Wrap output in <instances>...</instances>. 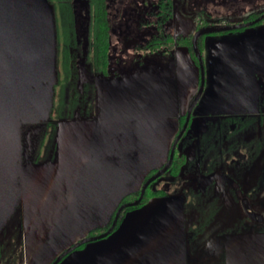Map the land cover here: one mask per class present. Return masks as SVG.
<instances>
[{"label": "rangeland", "instance_id": "1", "mask_svg": "<svg viewBox=\"0 0 264 264\" xmlns=\"http://www.w3.org/2000/svg\"><path fill=\"white\" fill-rule=\"evenodd\" d=\"M72 1L77 2L0 0V219L6 218L5 222L9 221L12 227H16L15 230L10 226L2 229L0 243L7 239L8 245L0 248V264H22L23 260L27 264L26 254H23V259L22 252H19V215L13 210L18 184L22 177L25 182L29 175L27 165L57 164V150L54 149L57 138L52 136V128L48 126L42 140V130L35 126L36 122H47L49 117L66 119L83 116L85 111L71 109L67 105L78 104L79 107L85 104V94H92L87 93L84 82L90 81L95 85V92H99L98 100L96 92V105L102 117H96L101 123L97 131L98 135L102 132L100 143L105 156L110 152L108 145L113 143L125 159H131L129 155L133 153V143L143 131L138 125L140 121L151 123L166 116L176 99L179 101V88L187 80L184 59L197 70L186 48H177L171 50L169 56L165 55L168 56L165 60L164 55L148 58L158 63L159 71H135L136 67L132 69L133 73L115 78L93 77L90 70L80 68L83 59L75 43L77 37L82 43L87 40L86 30H81L80 26L86 17L81 15L86 13L85 7L75 14L79 19V23H75V32ZM172 1L173 16L168 26L173 35L183 37L195 32L194 24L199 13L215 20L222 17L220 21H229L225 22L229 24L230 21L242 20L251 10H264V0ZM83 2L80 1L81 4ZM154 2L106 1L108 21L113 25L111 29L114 32L109 34V57L113 59L116 56L118 64H127L128 57H131V49L122 53L121 34H134L138 40L142 39L139 30L133 28V22H148L151 13L156 10ZM146 5L151 7L149 11H145ZM138 17H141L139 21ZM55 24L59 38H65V43H70L68 56L71 62L67 55V60L63 61L62 54L54 52V55L48 56L50 40L55 39V31L50 28ZM142 31L144 35L152 33L150 29ZM122 41L125 48L132 43L127 38ZM203 45L204 91L192 112L187 132L193 139L184 149L181 144L178 146V153L184 152L187 158L178 174L182 180H175L169 173L158 180L154 188H161L166 193L162 197V208L155 209L149 216V222L136 229L124 244L120 241L112 247V263L105 258L101 264H184V249L189 260L192 254L199 252L197 264H205L208 247H219L222 237L228 236L224 233L252 230L255 224L251 217L263 211L264 23L242 30L205 35ZM178 51H182L181 54ZM111 58L110 71L113 64ZM161 58L162 66L159 65ZM62 105L67 108L62 109ZM238 118H242L239 123L231 120ZM103 160V165L93 168L89 165L83 168L81 177L78 175L73 195L75 200L79 197L83 199L82 194L85 193L86 203L65 209L54 233L57 237L61 236L60 239L70 237L76 226L79 228V224H84V217L102 208L94 207L97 203L94 199L101 196L102 202L107 201V179L119 175L115 165L118 159ZM22 169H25L23 173ZM191 186L195 187L196 196L189 190ZM185 192L186 195H183ZM174 195L184 197L173 199ZM212 197L222 201L220 207L208 202ZM206 211L209 215L204 213ZM196 218L200 219L197 225L194 224ZM210 218L213 221L209 222ZM210 224L211 232H208ZM6 230L14 232L16 238L6 236ZM178 233H182L181 236L178 237ZM192 235L196 239L190 241ZM90 244H85V247ZM79 253V250L71 252L60 264H91L89 260L84 262ZM192 259L194 261V257ZM191 263L189 261L188 264Z\"/></svg>", "mask_w": 264, "mask_h": 264}, {"label": "crops", "instance_id": "2", "mask_svg": "<svg viewBox=\"0 0 264 264\" xmlns=\"http://www.w3.org/2000/svg\"><path fill=\"white\" fill-rule=\"evenodd\" d=\"M178 52L181 54L182 51ZM168 56L162 57H164L165 60ZM160 60L161 63L159 65L162 66V58ZM183 64L185 65L184 69L186 70L187 80L184 82V85H181L179 88V101L176 99L179 106L174 102L169 114L159 119H154L151 123L144 120L140 121L138 125L141 126L143 131L141 133L142 135L133 143L134 150L133 153L129 155L131 159H125L124 155H122L123 153H120L118 147L113 143L108 145L110 147V152L105 156L103 144L100 143V135H102V132L98 135L97 131L98 126L101 125V123L97 121L102 117L100 110L98 114L96 105V101L99 99V92H97V90L96 92L98 94L95 92V85L92 82L90 83V81L84 83L87 88H90V92L87 93L92 94L90 95V99L92 100L89 103L92 105V110L86 108L87 106L85 105H87V101V103L85 102L84 105H81L80 109L85 111V114L81 117L62 118L57 120H51L52 118L49 117V122L41 120L36 122L35 126L40 127V131L42 130V140L46 136L48 126H51L53 131L52 136L54 135L55 138H57V141L54 144V149L57 150L55 156L57 158V164H28L27 167L30 169H28L27 172L29 175L23 185L18 184L16 194L17 199L15 200L13 210L14 213L19 215V252H22V257L23 254H26L25 260L27 261V264H50L56 258V255L63 253L78 241L87 238L88 234L93 229L105 226L109 221L111 214L114 212V205L118 204V200L125 194L140 189L143 177L146 174L148 175L151 171L156 170V168L159 169L162 167L161 165L166 163L169 148L173 141L172 139L177 131V120L186 112L198 90V70L195 71L194 67H192L189 61L185 59ZM159 69L160 67H158V63L149 60L147 64H144L141 67L139 66L135 71L147 70L148 72L154 70L156 72L159 71ZM131 72L133 73L134 71L131 70L129 73ZM153 73L154 72H149V74ZM122 75L125 74H119L115 77ZM92 76L95 77L97 75L92 74ZM98 76H100L101 79L103 77L101 74H98ZM140 76L141 73H139V77ZM111 77H114V75L105 78ZM96 94L98 95L97 100ZM118 155H120V158ZM107 158H117L118 160L115 161V165L117 166V171L119 170V175L117 174L107 179V201L102 202L101 196L99 199H94L97 201V203L94 204V207L98 206L102 208L100 210H95L93 214L84 217V224H79V228L76 226L74 234L70 235V237H63L60 239L61 236H55L54 233L59 226L60 220H62L64 211L66 212L68 209L67 207L78 203H86L85 193L82 194L83 196L81 195L84 197L83 199L80 197L76 199L77 203L75 195H73L74 185L78 175L81 177V172L84 170L83 168L89 165L91 168L103 165L105 163V160L103 159ZM24 171L25 169H22L21 172L23 173ZM106 175L108 176L107 172ZM194 189L195 187L191 186L189 190H191L196 196ZM183 195H186V192L183 193ZM183 195H179L181 197L174 195L173 199H182V197H184ZM208 202L213 206L219 207L222 204V201L219 198L214 197ZM161 203L162 197L158 199L154 198L137 213L130 216L126 215L123 217L118 231L115 234L110 236L109 239L104 242L92 243L88 247L79 249V255L84 257V262L89 260L91 261V264H101L105 258L108 260L110 259V263H112L114 261L112 257L114 256V250L112 247L120 241H122L120 244H124L126 242L125 240L132 236L136 229L141 228L142 225H146L150 220L149 216L152 215L151 213L157 208H162ZM177 203L179 204V200ZM261 205L263 206V211L260 213L256 212V214L251 217V221H253L255 227L253 226V228H251L252 230L242 233H224L228 236L225 238L224 236L222 237L223 242L219 247H208V251L205 252L207 253V261L203 263L264 264V203L261 202ZM246 208L247 204L245 205V209ZM204 213L209 215V211ZM1 214L2 211L0 209V215ZM240 218H242V215ZM5 221L6 218L0 219V237H2L3 228L7 226H10L13 230L16 228L12 227L9 221ZM199 221L200 219L196 218L194 224L197 225ZM210 221H213V218H210L209 222ZM179 226L182 228L181 223ZM210 226L212 225H209L210 229L208 232H211ZM222 231L224 232V230ZM181 234L178 233V237L181 236ZM6 236L11 239L14 237L16 238L14 232L7 230ZM194 239H196V237L192 235L190 241H193ZM7 245L8 240L6 239L0 243V248L4 246L7 247ZM186 252V249H184V252L182 253L184 264H188L189 261L190 263L193 262L191 264H197L196 259L199 258L198 256L200 253L196 252V255L192 254V258L194 257L193 261L192 258L189 260ZM24 258L25 257H23V259ZM42 259H44L43 262ZM23 263L26 264L24 260L22 264Z\"/></svg>", "mask_w": 264, "mask_h": 264}, {"label": "trees", "instance_id": "3", "mask_svg": "<svg viewBox=\"0 0 264 264\" xmlns=\"http://www.w3.org/2000/svg\"><path fill=\"white\" fill-rule=\"evenodd\" d=\"M58 1L62 2V0H54V3H57ZM77 2H73V6H72V18L74 19V25H73V30L76 32V28H75V23H79V19L76 18L75 14L78 11H81V9H84L83 7H85V11L86 13H82L81 15L87 17L84 18V20L81 21V23L83 25L81 26V30H86L85 36L87 38L85 43L80 42L79 38L77 37L76 40V36H75V43L79 46V53L83 59V62L81 63V67L80 68H87L88 70H90V74H101L103 77H109V76H113L116 74H126L129 73L133 68L135 67H141V65L145 64V62L149 61L148 59H145L146 55H152L155 53H162V55H168L169 52H171V50L173 49H177V47H182V48H186V51L188 52L192 63L195 64L197 70H198V63L196 58H195V54L194 51H192V37L193 34H191L189 37H183V36H175L173 35V33L170 31L169 28V23L170 20L172 19L173 16V1L172 0H154L155 2V8L156 10L154 12H152L151 14V19H150V23L148 22L147 25H151L150 26V30L152 31V33H150V37L149 39H147V41H145L142 45L140 44H136L133 47V55L128 58H130V60L128 61V63H121L118 64V58L116 56H114V58L112 59L111 57H109V53H110V42H109V34L114 33L112 31V26L109 21H108V16H107V4L106 1L107 0H84L83 4L80 3L81 0H76ZM137 8V7H136ZM135 9V8H134ZM146 9H148V11L151 9V7H148L146 5ZM139 10V9H138ZM263 12L260 13H251L246 19L242 20L241 22H248L256 19L257 17H259ZM81 16V17H82ZM83 19V18H82ZM141 19V17H138V21ZM219 24L221 26H225L226 24L222 21H220L219 19ZM229 22V21H228ZM241 22H237V23H241ZM99 23V24H98ZM196 24L195 25V32L204 30L206 28H210V27H214V23L212 21H210V19H208L206 16H204L202 13L198 14L196 16ZM232 22H230L229 24L227 23V25H230ZM261 23H264V21H262ZM145 23H143L142 26H144ZM55 31V39H54V48H55V53L57 55V53L60 55L62 54V56H64V58L61 60H67V58L65 57V55H69V44L70 43H65V38L61 39L59 38V35L57 34V28H56V24L54 27H52V31ZM75 35V33H74ZM88 35V37H87ZM123 36L128 35L127 33H123ZM80 42V43H77ZM75 44V45H76ZM203 38H199L197 41V47L198 50L200 51V53L202 54V49H203ZM122 52L125 53L127 48L122 47L121 48ZM111 60L113 61L112 64V69L110 71V65H109V61ZM69 59V56H68ZM70 60V59H69ZM127 61V60H126ZM67 61H64L63 63H65ZM71 62V60H70ZM122 66V69H118L119 66ZM85 67V68H84ZM67 68V67H66ZM70 74V73H68ZM198 76V75H197ZM198 87H199V76H198ZM92 99H90V96H88V99H86L83 101L84 103L88 101L86 108H88L90 110V101ZM63 106V105H62ZM68 108L71 109H75L78 110V108H81V105L78 107V104L76 105H67ZM63 108V107H62ZM187 113V111H186ZM186 113H183L182 116L179 117V119L177 120V131L176 134L174 136L173 139L176 138L177 134L179 133V131L181 130V126H183L185 118H186ZM52 118V117H51ZM73 118V117H70ZM53 119H57V118H52ZM62 119V118H61ZM192 120V115H191V119L190 122L188 124V126H190ZM233 122H241L242 118H238V119H231ZM187 126V130L185 131V133L183 134L182 138H180L179 143L175 149L174 153V157L172 160V163L170 164V168L166 173H169L172 178H177L178 174L180 173V169L183 166L184 163H186V155L183 153H178V146L181 144L182 146L186 145L188 142L186 139H188L187 137V132L189 127ZM241 128V127H240ZM172 139V140H173ZM174 141V140H173ZM171 146L169 148V152H170ZM168 157H169V153H168ZM163 168V166L159 169L156 168V170L151 171L148 175H146V177L143 179L142 181V185L148 180V178H151L153 175L157 174L161 169ZM165 173V174H166ZM161 178V177H160ZM159 178L156 180L158 181ZM155 181V182H156ZM154 182V183H155ZM150 184L144 193L143 199L141 200L140 204H137V206L135 207H126L121 211L120 217L118 218L117 224L114 228V230H112L113 234L115 232V230H117L123 220V217H125L128 213L136 211L141 209L143 206H145V204L149 203L152 199L154 198H161L164 197L166 195L165 191L161 190V189H154L153 184ZM141 185V187H142ZM141 187L138 191H135L134 193L128 194L126 196H124L120 203L118 205H116V209L114 210V212L111 214V217L109 218V221L107 222V224L101 228H97V229H93L87 236V238L90 237H96L99 236L103 233H105V231H107L109 229V227L112 224L113 218L117 212V210L121 207V205H125L128 203H133L134 201H136L139 197L140 194V190ZM110 234V235H111ZM83 247H85V245H82L80 247H78L76 250L82 249Z\"/></svg>", "mask_w": 264, "mask_h": 264}, {"label": "water", "instance_id": "4", "mask_svg": "<svg viewBox=\"0 0 264 264\" xmlns=\"http://www.w3.org/2000/svg\"><path fill=\"white\" fill-rule=\"evenodd\" d=\"M263 19H264V15L261 16L260 18L256 19L255 21H252V23L250 22L248 24L240 25V26H235V27H226V28H222V29H211V30L201 31V32L197 33V35H195V37H193V41H192V48L193 49H192V51H194V54H195V56L197 58V61H198L197 63H198V69H199V72H200V75H199L200 76V83H199L198 91L196 92V95L194 96L193 100L191 101V103H190V105H189V107L187 109L185 122H184L183 126H181L182 129L180 130V132L177 135V137L175 139H173L174 141H173V143L171 145L170 152H168L169 153V157L167 159L166 164L164 165V167L157 174H155L151 178H148V180L142 185L141 190L139 191L140 192L139 198L135 202L128 203V204H125V205H121V207L117 210V212H116V214H115V216L113 218V222H112L111 226L109 227V229L107 231H105V233H103V234H101L99 236H96V237L85 238L82 241L78 242L77 244L71 245V247H69L61 255H59V258L57 257V259L52 264L61 263L62 262L61 261L62 258H64L65 256L69 255L71 252L75 251L78 247H80L82 245L89 244V243H93V242H98V241L103 240V239H105L107 237L109 238L110 236H112L113 234H115L118 231V229L115 230V232L113 234H111V233H112V230H114V228L116 226V223H117V220L119 218L120 212L124 208H126V207H135V206H137V204H139V202L142 200L146 188L153 181H155L158 177H161L163 174H165L168 171V169L170 167L169 165L172 163V160H173V156H174V153L173 152L176 149V146H177V144L179 142V139L185 133V131L187 129V126L189 124V121H190L192 112H193L195 106L198 104V102H199L198 100H200V98L202 96V93L204 91V84H205V78H204V75H203L204 74V65L202 63V58H201L200 52H199V50L197 48V45H196L197 37H199V36L202 37L203 35H207V34H210V33L228 32V31H233V30H237V29H242V28L250 27V26H253V25L257 24L258 22H260ZM50 29L52 30V27ZM50 41H52V43H50ZM50 41H49V43L51 44V46L49 45L50 49L48 51L49 52L48 53V56L54 55V52H55V48H54V44H53L54 43V40H50ZM146 175L143 177V179L146 177ZM20 184H22V185L24 184L23 178H21V183ZM138 190H136V191H138ZM134 192L135 191H133L132 193H134ZM128 194H131V192L125 194L124 196H126ZM121 199L118 200V202H117L118 204L120 203ZM114 206H115L114 208L116 209L117 206L116 205H114ZM144 207L145 206H143L142 208H144ZM139 210L130 212V213L127 214V216H130L132 214H135Z\"/></svg>", "mask_w": 264, "mask_h": 264}, {"label": "flooded vegetation", "instance_id": "5", "mask_svg": "<svg viewBox=\"0 0 264 264\" xmlns=\"http://www.w3.org/2000/svg\"><path fill=\"white\" fill-rule=\"evenodd\" d=\"M132 5V4H131ZM131 9H132V7H131ZM134 10H136V7H135V9ZM145 11H148V9H146ZM264 10H261V11H254V10H251L250 12H248L247 13V16L246 17H244L242 20H244V19H246L251 13H260V12H263ZM200 11H198V13H199ZM139 13H142V12H139ZM200 14V13H199ZM264 15V13H262L259 17H257L256 19H258V18H260L261 16H263ZM208 19H210V21H212L215 25H214V27H210V28H206V29H204V30H201V31H206V30H211V29H222V28H226V27H235V26H240V25H245V24H248V23H250L251 21H248V22H241L242 20H239V21H235V22H233V21H230V22H232L230 25H223V26H221L219 23V19H222V17H219V19H213V18H210L209 16H206ZM256 19H254V20H252V21H255ZM262 21H264V19L263 20H261L260 22H258L257 24H261V22ZM149 23H150V20L148 21ZM148 22H146L145 23V25H144V27H141L142 25H143V23L144 22H142L141 24H135L134 22H133V28H137V30H139V32H140V34L142 35V39H143V37H144V39L142 40V39H140V40H138L135 36H134V34L133 35H130V34H128L127 36H126V38L127 39H131L132 40V43L127 47V49L129 50V49H131V52H129V54L132 56L133 55V47L136 45V44H140V45H142L145 41H147V39H149V37L151 36L150 34H149V32H148V35H144V33H143V31H142V29H150V26L151 25H147V23ZM225 22H228V21H224V23ZM237 22H241V23H237ZM219 24V25H217V24ZM223 23V22H222ZM252 23V22H251ZM257 24H255V25H257ZM254 26V25H253ZM250 27H252V26H250ZM246 28H248V27H246ZM242 29H245V28H242ZM242 29H237V30H242ZM237 30H233V31H237ZM171 31V30H170ZM201 31H198V32H194L193 33V37H195V35H197V33H199V32H201ZM172 32V31H171ZM228 32H231V31H228ZM173 33V32H172ZM219 33H226V32H219ZM210 34H213V33H210ZM208 35V34H207ZM203 36H205V35H203ZM203 36L201 37V36H199V37H197V40H196V45H197V41H198V39L199 38H203ZM192 37V38H193ZM125 38V36H123L122 34H121V39L119 40V41H121V45H122V47H125L124 46V44H123V39ZM192 41H193V39H192ZM198 48V47H197ZM200 52V51H199ZM123 53V52H122ZM154 55H160V56H162V53H155V54H152V55H146L145 56V59L144 60H146V59H148L149 57H151V56H154ZM200 55H201V53H200ZM195 58H196V56H195ZM201 58H202V56H201ZM191 59V58H190ZM196 60H197V58H196ZM198 62V61H197ZM196 62V63H197ZM141 66H143V65H141ZM114 75V74H113ZM117 75H119V74H116V75H114V77L115 76H117ZM200 75V72H199V69H198V76ZM105 78V77H104ZM199 83H200V76H199ZM198 88V87H197ZM88 89V92H90V88H87ZM198 91V90H197ZM85 97H86V99H88V96H86V94H85ZM63 107V106H62ZM66 107H63L62 109H65ZM90 110H92V105H90ZM187 111V110H186ZM186 113V112H185ZM191 119V118H190ZM185 122V121H184ZM190 122V121H189ZM182 129V128H181ZM187 130V129H186ZM180 132V131H179ZM179 134V133H178ZM177 134V135H178ZM183 136V135H182ZM177 137V136H176ZM188 137V139H186L187 140V144L189 145V143L191 142V140L193 139V136H190V135H188L187 136ZM182 138V137H181ZM180 141V140H179ZM172 143H173V141H172ZM172 143H171V145H172ZM179 143V142H178ZM186 144V145H187ZM178 145V144H177ZM186 145H184V146H182V148L184 149L185 147H186ZM177 147V146H176ZM175 152V151H174ZM174 157V156H173ZM167 162V161H166ZM166 164V163H165ZM164 164V165H165ZM164 165H161V166H163L164 167ZM170 166V165H169ZM161 168V167H160ZM170 168V167H169ZM169 170V169H168ZM163 175H165V174H163ZM162 175V176H163ZM154 176V175H153ZM161 176V177H162ZM159 179H160V177H158ZM157 178V179H158ZM178 179H179V177H177ZM177 178H174L175 180H177V181H181L182 179L180 178L179 180L177 179ZM156 179V180H157ZM155 180V181H156ZM155 181H153L152 183H154ZM157 182L158 181H156L154 184H153V187L154 186H156L157 185ZM151 183V184H152ZM142 185V184H141ZM155 189V188H154ZM161 189V188H160ZM162 190V189H161ZM186 192H187V190H185ZM145 193V192H144ZM140 195V194H139ZM144 196V195H143ZM139 198V197H138ZM143 199V198H142ZM135 202V201H134ZM141 202V201H140ZM140 202H139V204H140ZM120 214H121V212H120ZM119 217H120V215H119ZM118 221V220H117ZM113 222V221H112ZM117 224V223H116ZM62 254V253H61ZM58 257V256H57ZM57 257L50 263V264H52L56 259H57ZM59 258V257H58ZM64 258H66V256L64 257ZM64 258H62V260H64ZM61 260V261H62ZM60 261V262H61ZM58 264H60V263H58Z\"/></svg>", "mask_w": 264, "mask_h": 264}]
</instances>
